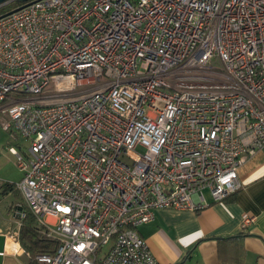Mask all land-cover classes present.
Segmentation results:
<instances>
[{
  "label": "built area",
  "instance_id": "1",
  "mask_svg": "<svg viewBox=\"0 0 264 264\" xmlns=\"http://www.w3.org/2000/svg\"><path fill=\"white\" fill-rule=\"evenodd\" d=\"M33 1L0 18L15 236L30 215L58 243L36 264H159L138 227L264 151V0Z\"/></svg>",
  "mask_w": 264,
  "mask_h": 264
},
{
  "label": "crops",
  "instance_id": "2",
  "mask_svg": "<svg viewBox=\"0 0 264 264\" xmlns=\"http://www.w3.org/2000/svg\"><path fill=\"white\" fill-rule=\"evenodd\" d=\"M238 170L242 188L222 203L204 190L202 210H157L154 221L138 227L159 264H264V151ZM21 200L19 191L0 185V264H29L11 214ZM245 215L255 218L243 230Z\"/></svg>",
  "mask_w": 264,
  "mask_h": 264
},
{
  "label": "trees",
  "instance_id": "3",
  "mask_svg": "<svg viewBox=\"0 0 264 264\" xmlns=\"http://www.w3.org/2000/svg\"><path fill=\"white\" fill-rule=\"evenodd\" d=\"M29 1V0H28ZM10 5H13L14 9L19 7L21 4L17 2H12ZM9 4L0 8V16L11 11L8 8ZM5 189H14L13 183H5L1 185ZM243 237L242 235L237 237H229L220 240L234 241ZM18 242H20L21 247L24 249L25 253L29 257V264H36L34 262L35 256L38 254H52L57 248V241L46 238L42 235L40 228H38L37 223L33 216L28 215L24 220L22 227L20 228L18 235ZM187 258H190V254ZM183 264V263H182Z\"/></svg>",
  "mask_w": 264,
  "mask_h": 264
},
{
  "label": "rangeland",
  "instance_id": "4",
  "mask_svg": "<svg viewBox=\"0 0 264 264\" xmlns=\"http://www.w3.org/2000/svg\"><path fill=\"white\" fill-rule=\"evenodd\" d=\"M8 9L13 10V5H10ZM3 120L4 115L0 113V185L7 182L17 183L20 181L22 174L19 172L17 166H15L16 160L10 152V148L13 147L22 152L26 146L12 123L9 130L2 129L1 122ZM206 195L207 192H205Z\"/></svg>",
  "mask_w": 264,
  "mask_h": 264
},
{
  "label": "water",
  "instance_id": "5",
  "mask_svg": "<svg viewBox=\"0 0 264 264\" xmlns=\"http://www.w3.org/2000/svg\"><path fill=\"white\" fill-rule=\"evenodd\" d=\"M12 2H17V3L21 4V5H20L19 7H17V8H15V9H13V10H11V11H9V12L3 14L4 16H6V15H8V14H11V13H13V12L16 13V11H18V10H20V9H22V8H24V7H26V6H28L29 4H31V3L34 2V1H33V0H29V1H28V0H0V7L5 6V5H7V4H10V3H12ZM3 15L0 16V18L3 17Z\"/></svg>",
  "mask_w": 264,
  "mask_h": 264
}]
</instances>
